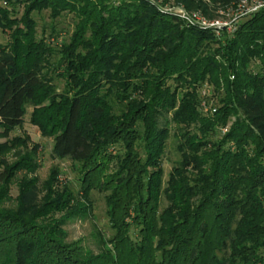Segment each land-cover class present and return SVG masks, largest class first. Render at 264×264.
<instances>
[{
	"label": "trees",
	"instance_id": "obj_1",
	"mask_svg": "<svg viewBox=\"0 0 264 264\" xmlns=\"http://www.w3.org/2000/svg\"><path fill=\"white\" fill-rule=\"evenodd\" d=\"M118 1L46 0L53 18L75 17L70 40L57 51L65 88L48 93L52 154L79 164L86 203L92 190L107 194L112 249L94 256L61 243L48 216L87 212L70 206L68 194L67 204L45 203L43 213L32 203L0 209V264H264V7L233 23L221 42L141 0ZM177 1L208 13L202 0ZM28 20L17 25L23 34L10 27L0 47L4 132L20 127L36 90L48 84L40 57L51 49L34 41ZM204 84L215 96L208 118L197 111ZM145 92L150 98L139 100ZM170 112L178 132L196 129L178 134V167L163 182L169 131L159 118ZM44 115L33 112L31 121L46 133ZM231 116L237 120L219 141L216 128ZM19 171L0 159V202Z\"/></svg>",
	"mask_w": 264,
	"mask_h": 264
},
{
	"label": "rangeland",
	"instance_id": "obj_2",
	"mask_svg": "<svg viewBox=\"0 0 264 264\" xmlns=\"http://www.w3.org/2000/svg\"><path fill=\"white\" fill-rule=\"evenodd\" d=\"M64 1V0H63ZM118 1V0H116ZM120 1V0H119ZM119 1L116 5H119ZM149 6H153L155 12L159 15H169L165 10L175 11L181 9L187 13H196L203 16L211 22H221L230 26L231 23L241 21L244 16H247L259 9L258 5L264 7V0H239L231 2L229 5H221L220 3L212 4L204 1L209 6L208 13L205 15L200 10H188L184 3L177 0H141ZM69 4H73L72 0H67ZM46 0H0V11L4 12L9 21H4L0 18V47L8 42V29L10 34H14L18 27V23L27 17L28 21L34 25V41L39 42L42 39L43 45L49 47V53L41 55L42 74L46 76L48 82L45 86L40 87L35 92V103L26 108V114L20 127L11 132H4L0 129V159L4 163V167L8 169L23 168V171L16 173L12 181H9L3 187V200L0 202V209L16 211L18 205L32 203L36 205L38 211H47L45 203H53L56 205L67 204L68 194L74 199L70 206L75 203L82 204L85 207V216H66L69 212H52L48 216V223L55 226V230L59 233L61 243L69 248H75L79 251L90 252L97 256L104 253L108 249H112L107 243L112 231L107 217V205L105 202L106 193H99L92 190L88 193L87 202L83 194L82 179L80 166L69 159H58L52 154V135L54 134L53 127L50 123L51 109L48 93L52 92L59 95L65 88V80L59 79V53L57 52L61 46L70 40L75 23L73 14L63 12L58 13V16L52 17L51 10L47 7ZM256 9V10H255ZM12 20V22H10ZM11 23H14L12 25ZM235 30V26L224 27L221 31H210L216 40L222 42L223 36H230ZM17 38H22L19 33ZM48 49V48H47ZM34 55V54H33ZM212 88L207 84L200 86L197 93L200 98V104L197 108L199 117L208 118L213 114L215 96H212ZM54 91V92H53ZM187 90H181L179 93H187ZM52 95V94H51ZM70 97L72 92L67 93ZM149 92H145L139 100L146 101L149 99ZM212 107V108H211ZM37 112H45L44 118L40 120L41 125L45 126L46 133H43L32 121V115ZM172 113H163L159 118V123L166 125L169 131V137L166 140L165 151L162 159V180H168L174 168L178 167L180 160V152L178 147V134L182 135L191 131L194 134L195 126L185 128L181 132L176 130V126L171 121ZM46 116V117H45ZM51 117V116H50ZM48 119V120H47ZM237 117L231 116L227 124L222 128H216V137L220 139L226 135ZM231 143V142H230ZM229 146H232L231 144ZM109 151L115 154L116 151L111 148ZM115 163V162H114ZM111 164L107 169V174H112ZM28 168V169H27ZM33 169L34 173H30ZM85 185V184H84ZM20 186H24L20 196ZM20 199V202H19ZM87 204L90 206L86 208ZM166 202H163L161 208H165ZM77 207V206H76ZM87 209V210H86ZM37 211V212H38ZM40 223L39 221L37 222ZM36 223V224H37ZM41 224V223H40Z\"/></svg>",
	"mask_w": 264,
	"mask_h": 264
},
{
	"label": "built area",
	"instance_id": "obj_3",
	"mask_svg": "<svg viewBox=\"0 0 264 264\" xmlns=\"http://www.w3.org/2000/svg\"><path fill=\"white\" fill-rule=\"evenodd\" d=\"M258 6L260 8L261 5ZM165 12L179 19V21L182 22V24L188 28L194 27L201 30H206V31L214 30L217 32L218 30L221 31L224 27L232 28L234 26L233 23H231L230 26H228L227 24H223L221 22H211L205 19L203 16H200L196 13H187L186 11L181 9H176L175 11L165 10ZM211 112L215 113V110L211 109Z\"/></svg>",
	"mask_w": 264,
	"mask_h": 264
}]
</instances>
